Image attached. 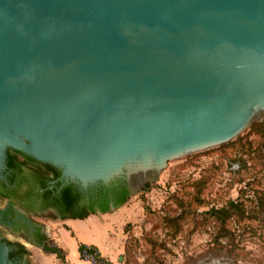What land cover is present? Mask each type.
I'll return each instance as SVG.
<instances>
[{"label": "water", "instance_id": "obj_1", "mask_svg": "<svg viewBox=\"0 0 264 264\" xmlns=\"http://www.w3.org/2000/svg\"><path fill=\"white\" fill-rule=\"evenodd\" d=\"M263 120L264 0H0V173L11 150L133 195Z\"/></svg>", "mask_w": 264, "mask_h": 264}, {"label": "rangeland", "instance_id": "obj_2", "mask_svg": "<svg viewBox=\"0 0 264 264\" xmlns=\"http://www.w3.org/2000/svg\"><path fill=\"white\" fill-rule=\"evenodd\" d=\"M249 128L232 143L171 161L158 181L147 183L150 187L109 212L105 220L110 224L106 241L111 255L105 260L264 264V209L259 202L264 192V139ZM230 201L243 202L248 217L228 223L233 240L217 241L218 225L207 212ZM67 251L73 264L75 246L71 243ZM50 264L59 263L53 258Z\"/></svg>", "mask_w": 264, "mask_h": 264}, {"label": "flooded vegetation", "instance_id": "obj_3", "mask_svg": "<svg viewBox=\"0 0 264 264\" xmlns=\"http://www.w3.org/2000/svg\"><path fill=\"white\" fill-rule=\"evenodd\" d=\"M15 154L18 155L17 165L11 168L7 165L0 173V241H7L10 246L18 248L10 258H25L23 250L26 247L10 240L9 236L21 238L36 248L57 250L43 223L45 219L64 220L91 209L101 213L103 206H109L110 212L112 207L118 209L116 205L124 193L122 182L107 186V191H100L102 184L81 190L76 184L65 183L61 172L54 166L30 159L22 153ZM70 185L78 190L79 195L73 203L65 205L62 193Z\"/></svg>", "mask_w": 264, "mask_h": 264}, {"label": "crops", "instance_id": "obj_4", "mask_svg": "<svg viewBox=\"0 0 264 264\" xmlns=\"http://www.w3.org/2000/svg\"><path fill=\"white\" fill-rule=\"evenodd\" d=\"M107 214H91L85 219L64 218V220L57 221L43 220V223L47 227L50 241L56 245L57 250L62 255L61 258L53 251H48L45 248H36L21 238L9 236V239L24 244L27 250L25 258L28 260V264H50L53 258L59 264H62L64 261L72 264L70 263L67 251V246L71 243L75 246L77 255V259L73 264H91L81 258L79 247L81 245L93 246L100 250L102 257H109L111 255V249L107 246L106 241L110 228V224H107V220H105Z\"/></svg>", "mask_w": 264, "mask_h": 264}, {"label": "trees", "instance_id": "obj_5", "mask_svg": "<svg viewBox=\"0 0 264 264\" xmlns=\"http://www.w3.org/2000/svg\"><path fill=\"white\" fill-rule=\"evenodd\" d=\"M249 129H250V131L256 132L258 135L262 136V138L264 139V121L253 123ZM237 138H239V136ZM232 141H234V140H232ZM230 142H228V143H230ZM14 152L20 153L17 151H14ZM14 152H12L11 150L8 151V163H7V165L9 168L17 165L18 155L15 154ZM26 157H28V156H26ZM28 158H30V157H28ZM30 159H32V158H30ZM119 182H121V181H119ZM111 185L114 186V183H112ZM100 186H101L100 191H107V189H108L107 186H104V185H100ZM146 187L148 188V187H150V185L147 184ZM122 189H123L124 193H123V196H121V198L119 199V201L116 205V208H120V207H123L124 205H126L130 199V196H131L129 191L127 190V188L125 186H123ZM78 195H79L78 190L76 188H74V186H72V185L67 186L62 193L63 203L65 205H70L71 203L74 202V200L77 199ZM259 202H260V206L262 207V209H264V192L260 195ZM100 212L103 214L109 213L110 212L109 206H103L100 209ZM96 213H97V210L91 209L90 211H87L83 214L75 215V216H73V218L74 219H85L89 215L96 214ZM207 215L209 216L210 219L214 220L216 222V224L218 225L217 237H216L217 241H219L220 239H224V240L226 239L228 241H231V240H233V233H232V230L228 227V223L230 221H233V220H237L238 222L243 221L244 219H246L248 217V211H247V208L243 202L230 201L226 206H224L222 208L211 209L209 212H207ZM86 248H87V246L81 245L79 247L80 254H82L83 250ZM90 249L94 252L95 251L99 252L96 247L91 246ZM23 252L26 253L27 251L24 249ZM53 252L58 254V256L60 258L62 257V255L59 253L58 250H54ZM102 260H105V259H102Z\"/></svg>", "mask_w": 264, "mask_h": 264}, {"label": "built area", "instance_id": "obj_6", "mask_svg": "<svg viewBox=\"0 0 264 264\" xmlns=\"http://www.w3.org/2000/svg\"><path fill=\"white\" fill-rule=\"evenodd\" d=\"M90 248H91L90 246H87V248L83 250L81 254V257L83 258V260L91 264H110L106 260H102L105 258L102 257L100 252H96V251L94 252Z\"/></svg>", "mask_w": 264, "mask_h": 264}]
</instances>
